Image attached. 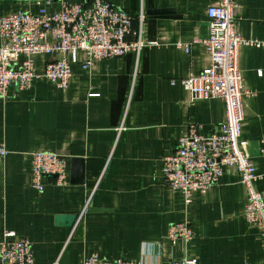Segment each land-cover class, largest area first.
I'll return each mask as SVG.
<instances>
[{"label":"crops","instance_id":"0c3cea01","mask_svg":"<svg viewBox=\"0 0 264 264\" xmlns=\"http://www.w3.org/2000/svg\"><path fill=\"white\" fill-rule=\"evenodd\" d=\"M37 0H0V17L37 10ZM87 1V0H68ZM133 16L145 14L143 38L151 41L136 61L133 53L94 60L82 68L83 53L71 65L65 88L36 78L28 88L11 85L0 99V239L6 230L29 239L34 264L78 263L91 253L126 257L141 264H168L195 256L197 264H264L256 226L243 216L240 173L223 169L220 181L194 191L186 203L163 181L161 160L192 127L208 134L224 119L220 99H192L179 79L197 75L210 62L192 42L207 34L206 9L217 0H108ZM53 4L49 8H56ZM148 9L170 10L162 15ZM236 32L252 41L238 50L243 77L244 119L240 140L257 168L255 187L264 195V0H237ZM189 43V51L176 42ZM3 40L0 37V44ZM50 57L37 55L35 72ZM59 154L67 182L45 178L31 184V153ZM72 153L81 154L76 156ZM81 157L83 182H70V161ZM87 204V206H86ZM76 215L71 226L55 215ZM188 222V243L166 237L168 226Z\"/></svg>","mask_w":264,"mask_h":264},{"label":"built area","instance_id":"2783aa9c","mask_svg":"<svg viewBox=\"0 0 264 264\" xmlns=\"http://www.w3.org/2000/svg\"><path fill=\"white\" fill-rule=\"evenodd\" d=\"M37 10H18L0 17V99L11 85L28 88L34 79L46 78L59 88H65L71 77V65L83 53L82 68L88 69L94 60L133 53L136 61L144 46L151 41L143 38L144 12L133 16L108 0H37ZM58 4L56 8H49ZM237 0H217L208 5L207 34L194 39L210 57V62L197 75L179 79L191 98L220 99L224 119L208 134L196 127L177 139L174 151L161 160L163 181L178 190L186 203L194 191L206 190L217 184L226 166L234 167L241 175L245 189L243 216L246 223L258 229L264 250V195L255 187L259 178L251 156L241 143V124L244 119L243 77L238 67V50L252 41L240 36L234 26L233 10ZM189 51V43L176 42ZM37 55L50 57L41 71L35 72ZM7 149L0 142V156ZM259 155L264 158V138L260 140ZM66 162L59 154L35 150L31 153V184L39 192L45 178L54 177L58 185L65 184ZM87 206V204H86ZM194 235L188 222L171 223L166 237L171 241L188 243ZM0 264H34L31 243L15 231L6 230L0 239ZM52 264H58V258ZM73 264H141L126 257L106 258L91 253ZM168 264H197L195 256L173 258Z\"/></svg>","mask_w":264,"mask_h":264},{"label":"water","instance_id":"95a60500","mask_svg":"<svg viewBox=\"0 0 264 264\" xmlns=\"http://www.w3.org/2000/svg\"><path fill=\"white\" fill-rule=\"evenodd\" d=\"M170 10L166 9H148L146 14L150 16L151 14L162 15ZM76 156H82L81 154L72 153ZM83 159L81 157H72L70 161V182L71 183H82L83 182ZM76 219V215L72 213H64L55 215V221L57 224H62L66 226H71Z\"/></svg>","mask_w":264,"mask_h":264}]
</instances>
